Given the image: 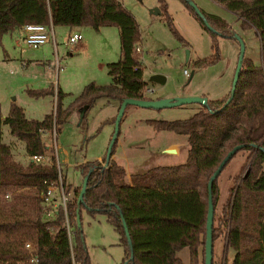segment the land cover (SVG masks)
<instances>
[{
	"label": "trees",
	"instance_id": "16d2710c",
	"mask_svg": "<svg viewBox=\"0 0 264 264\" xmlns=\"http://www.w3.org/2000/svg\"><path fill=\"white\" fill-rule=\"evenodd\" d=\"M214 1L236 15L241 29H254L259 40L260 62L242 57L233 94L227 101L229 92L207 99L206 105L199 104L188 117L145 119L154 129L185 137L188 146L182 162L156 164L130 176L121 161L110 160L107 166L97 158L79 163L77 167L83 176L87 175V184L79 202L81 186L73 188V195H68L70 243L62 208L46 217L40 204L42 189L58 180L55 156H50L51 162L16 160L12 146L2 140V124L6 123L10 133L23 141L28 156L44 155L49 145L43 139L46 134L43 130L59 129L73 111L80 113L82 109L84 113L78 125L85 130L87 112L98 97L115 98L119 105L126 97L151 98L144 94L147 84L143 78V62L135 49L140 42L139 26L120 0H0V40L4 33L26 22H51L53 25H90L95 29L116 25L120 41L119 59L106 63L111 82L89 81L66 106L61 102L66 93L60 87L27 89L33 96L55 94L54 109L41 119L27 117L24 108L15 102L6 115H2L0 108V264H90L81 228L83 209L91 216L103 213L119 233L125 253L123 264H184L177 255L183 247L187 248L186 264H203L207 180L225 152L238 143L242 146L222 168L238 150L246 153L232 177L215 223L216 177L222 168L210 184L211 243L222 235L217 264L227 263L228 249L233 250L228 264H264V0ZM160 2V10L174 37L186 45L187 41L173 25L164 0ZM181 2L210 37L211 53L193 60L192 67L213 63L219 56L217 37L229 36V23L199 8L208 28L185 0ZM108 120L114 123L115 116ZM116 141L117 138L111 155ZM62 182L69 193L71 184L65 178ZM25 241L36 246V261L29 260ZM211 264H216L213 256Z\"/></svg>",
	"mask_w": 264,
	"mask_h": 264
},
{
	"label": "rangeland",
	"instance_id": "374dc122",
	"mask_svg": "<svg viewBox=\"0 0 264 264\" xmlns=\"http://www.w3.org/2000/svg\"><path fill=\"white\" fill-rule=\"evenodd\" d=\"M134 15L140 31V58L143 62V78L146 86L153 88L146 94L150 97H170L178 92L181 95H204L207 99L226 95L238 52V35L244 44L243 56L254 63L260 62L259 40L253 28L241 29L234 13L214 0H192L205 11L215 13L229 23L228 37H217L218 59L213 63L192 67V61L211 53L209 34L199 25L181 0H164L168 12L173 17L177 32L187 41L183 45L176 39L166 23L160 9V0H120ZM82 39L72 48L65 44L69 32L67 25H54V38L38 47H30L15 29L4 35L0 41V108L6 115L12 102L21 105L27 117L41 119L52 111L55 94L41 96L30 95L29 88L54 86L66 93L61 100L68 105L89 81L106 84L112 81L106 63L120 57V41L116 25H103L98 29L90 25L79 27ZM82 43V45L80 44ZM80 44V45H79ZM187 51V53H186ZM56 58L61 68L56 67ZM22 61L26 65H22ZM187 71V75L183 73ZM190 71L192 74L188 77ZM153 73L165 76L164 82L150 79ZM198 102L183 103L162 108L142 107L128 104L119 124V133L114 153L121 156L119 161L133 169H144L160 163H179L186 156L187 141L183 135L172 131L157 130L145 123L147 118L174 119L184 118L197 109ZM119 102L115 98L98 97L87 112V127L81 130L78 117L70 118L56 129L57 149L52 141V134L46 133L44 141L49 145L45 161L51 162L55 156L62 178L71 184L68 195H73V188L81 186L83 175L76 160L100 158L106 153L114 123L108 119L116 116ZM2 140L12 146L13 156L21 163L30 157L25 152L23 141L13 136L6 123L2 124ZM172 147H169L170 144ZM174 148V152H167ZM245 150H238L216 177L217 199L214 206V219L220 212L221 203L226 200L232 177L238 171L245 155ZM117 162V161H116ZM81 163V162H80ZM66 188V187H65ZM81 228L90 264H123L124 247L120 243L119 233L106 219L103 213L91 216L85 209L81 212ZM222 235L212 242V256L219 261L222 250ZM233 250L226 251L227 263ZM177 255L187 263V249L181 248Z\"/></svg>",
	"mask_w": 264,
	"mask_h": 264
},
{
	"label": "water",
	"instance_id": "95a60500",
	"mask_svg": "<svg viewBox=\"0 0 264 264\" xmlns=\"http://www.w3.org/2000/svg\"><path fill=\"white\" fill-rule=\"evenodd\" d=\"M185 1L189 4V6L192 7V9L195 11V13L201 18L203 24L209 28L208 23L206 22V20L204 19L203 15H202V12L194 4V2L192 0H185ZM156 12H160V9L157 8ZM236 40L238 43V52H237V56H236V61H235V65H234L231 83H230L229 95L225 101H227L233 94L235 82L237 79L238 70L240 68L241 60L243 57V50H244L243 41L238 35H236ZM186 53H187V51H186ZM191 74H192V71H190L189 77L191 76ZM150 79L153 81H157V82H164L165 76L161 73H153L150 76ZM206 101H207V98L204 95H175V96H170V97H157V98H133V97L124 98L120 102L117 114L115 116L114 129H113V132L111 134V138L109 140L107 150L105 153V160H104L105 165H108V162L111 159V149H112L114 141L118 135L120 119L124 113L125 107L128 104H135V105L142 106V107L162 108L165 106H174V105H180V104L189 103V102H198L199 104H205L206 105ZM83 113H84V110L82 109L79 113V120L82 118ZM241 146H242V144L238 143V144H235L232 147H230L225 152L223 157L219 160V162L217 163L216 167L214 168V170L212 171V173L210 174V176L208 177V180H207V184H206L207 197H206L205 239H204V244H203V264H211V257H212L211 224H212V216H213V206H212V202H211L210 184H211V181L216 177L218 172L221 170L225 161ZM166 151L167 152H173L174 149L173 148H167ZM86 184H87V175H84L83 179H82L81 187L79 190V194H78V202L83 198V193L85 191ZM76 219H77V224L80 225L78 213H77ZM122 224L124 226L128 242L131 245L130 237L128 234V229L126 227V223H125L124 219H122ZM130 256H131V252H130Z\"/></svg>",
	"mask_w": 264,
	"mask_h": 264
},
{
	"label": "built area",
	"instance_id": "2783aa9c",
	"mask_svg": "<svg viewBox=\"0 0 264 264\" xmlns=\"http://www.w3.org/2000/svg\"><path fill=\"white\" fill-rule=\"evenodd\" d=\"M22 40L30 47H38L39 45L50 41L54 38V25L50 22L48 24L39 22H26L21 27ZM82 38V34L79 31H71L66 35L65 44L72 48L73 44ZM135 49L140 51L142 48L140 45H136ZM56 67L59 70L61 68L59 60L56 58ZM183 73L187 75V71L183 69ZM153 88L146 86L144 92H152ZM45 133L52 134V141L57 149L56 140V127H53L50 131L43 130ZM33 161H45V156L42 154H33L29 156ZM102 165H105L104 161ZM59 169V166H58ZM68 193L62 182V177L59 170V176L57 182H49L46 187L42 189L40 193V204L42 206V212L46 217H50L53 213L61 207L64 213V226L66 227L69 242L72 238V224L68 216L67 208ZM24 247L29 252V260H37V248L31 241H25Z\"/></svg>",
	"mask_w": 264,
	"mask_h": 264
},
{
	"label": "crops",
	"instance_id": "0c3cea01",
	"mask_svg": "<svg viewBox=\"0 0 264 264\" xmlns=\"http://www.w3.org/2000/svg\"><path fill=\"white\" fill-rule=\"evenodd\" d=\"M79 27L80 26H69V32H71V31H79L80 32V29H79ZM17 30H19V34L22 36V34H21V28H17ZM68 32V33H69ZM81 33V32H80ZM6 33H4L3 35H2V37H1V40L0 41H2V43H3V39H4V35H5ZM83 37V36H82ZM22 38V37H21ZM82 39V38H81ZM5 40V39H4ZM4 44V43H3ZM81 45H82V43H80ZM79 44V45H80ZM140 47H141V45H140ZM22 65H26V62L25 61H22ZM59 71V70H58ZM42 87H45V86H42ZM62 89V88H61ZM144 93H148V92H144ZM174 95H181L180 93H178V92H174L173 93ZM206 97V96H205ZM151 98H153V97H151ZM155 98H157V97H155ZM76 113V114H75ZM72 114H75L76 116L75 117H78V115H79V113H78V111H73L70 115H69V118H70V116L72 115ZM172 143L169 145V147H172ZM174 149V148H173ZM175 151V150H174ZM173 151V152H174ZM13 153V152H12ZM121 158V156H119V155H117V154H115V153H113L112 155H111V159L110 160H114V161H119V159ZM85 159H87L86 157H83V158H81V159H79V161H75L74 163H73V165L75 164V163H80V162H82V161H84ZM97 159H100V158H97ZM125 168H126V171H127V175L128 176H130V174L131 173H134V172H142V171H144L145 169H147V168H144V169H137V168H135V169H133L132 171H130L129 169H128V167L127 166H125ZM187 249V248H186ZM179 251V250H178ZM187 259H188V255H187Z\"/></svg>",
	"mask_w": 264,
	"mask_h": 264
}]
</instances>
